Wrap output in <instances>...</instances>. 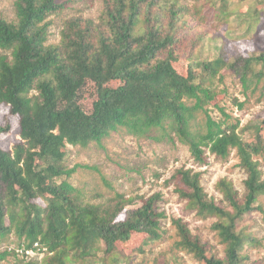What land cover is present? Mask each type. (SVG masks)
<instances>
[{
	"label": "trees",
	"instance_id": "1",
	"mask_svg": "<svg viewBox=\"0 0 264 264\" xmlns=\"http://www.w3.org/2000/svg\"><path fill=\"white\" fill-rule=\"evenodd\" d=\"M72 2L16 0V19L0 16V51L7 53L0 57V134L11 133L17 120L10 145L0 142V237L15 232L24 239V251L39 242L52 254L48 264H121L119 246L134 234L146 236L139 248L145 254L144 247L161 237L160 194L141 204L120 193L108 203L84 204L68 180L59 182L75 172L63 165L68 145L101 143L125 129L139 139L174 136L199 166L208 163L207 152L227 159L237 151L247 174L244 195L221 180L225 205L208 195L200 172L181 169L171 179L190 211L216 219L212 228L225 245V257H217L182 219L173 224L178 250L200 264H243L246 246L255 241L239 222L263 211L257 204L264 196V172L257 158L264 154V121L249 127L255 138L244 140L220 107L227 91L217 89L224 72L238 78L245 92L257 88L264 81V54L231 60L222 49L214 60H188L186 73L179 72L176 17L185 8L175 10L178 2L167 0H106L100 25L70 19L60 44L49 45L48 20ZM164 8L168 24L160 12ZM89 92L90 112L83 106ZM210 106L223 118L215 120Z\"/></svg>",
	"mask_w": 264,
	"mask_h": 264
},
{
	"label": "rangeland",
	"instance_id": "2",
	"mask_svg": "<svg viewBox=\"0 0 264 264\" xmlns=\"http://www.w3.org/2000/svg\"><path fill=\"white\" fill-rule=\"evenodd\" d=\"M105 1L73 0L69 9L51 16L48 20V44H60L61 33L70 19L82 18L100 25ZM167 1L170 5L173 1L178 2L175 10L185 8L176 17V30L181 43L175 45L179 57L174 66L179 72L186 73L191 66L188 60H214L220 56L222 49V53L231 60L238 55L252 57L264 54V0ZM15 2L0 0V16L15 20ZM168 8L160 11L164 24L171 22ZM92 30L95 28L92 27ZM94 34H98V31H94ZM3 55L7 53L0 51V57ZM223 75L224 80L217 90H226L228 95L220 102V107L230 116L229 124H238L237 132L244 140L250 141L256 134L249 127L264 121V81L257 88L252 87L245 92L233 74L224 72ZM239 104H244V107L240 108ZM83 106L91 111L90 92ZM209 110L215 120L223 118L217 108L210 106ZM12 122V132L0 134L2 144H9L15 136L17 120L13 119ZM66 149L64 168L75 169V172L69 178L62 177L59 182L68 180L81 193L84 204L108 203L116 193L136 198L138 204L157 193L161 195L157 204L158 212L164 214L160 219V239L144 247L145 254H140L139 248L143 246L146 236L134 234L129 243L119 246L121 264H200L192 254L178 250L176 244L179 238L173 224L176 219L188 223L195 236L210 243L211 251L217 257H225V245L221 244L212 228L216 219H201L190 211L186 201L176 193V180L171 179L181 169L200 172L201 184L208 195L225 205L218 190L221 180L232 183L240 196L244 195L247 174L240 167L236 150L227 159L207 152L208 163L199 166L188 147L174 136L163 135L160 140L139 139L129 135L125 129L111 134L101 143L68 145ZM257 160L264 172V154ZM39 204L44 205L42 201ZM257 205L262 207V212L254 210L239 222V229L250 234L255 241L246 246L243 255L248 259L243 264H264V196L259 198ZM23 240L20 241L15 232L0 237V255L10 252L6 259L0 257V264H48L52 254L48 255L46 248L41 250V244L37 242L33 249L24 251L20 248Z\"/></svg>",
	"mask_w": 264,
	"mask_h": 264
}]
</instances>
